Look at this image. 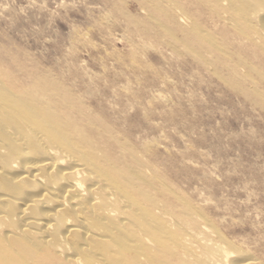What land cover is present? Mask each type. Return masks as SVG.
<instances>
[{"label":"bare ground","instance_id":"6f19581e","mask_svg":"<svg viewBox=\"0 0 264 264\" xmlns=\"http://www.w3.org/2000/svg\"><path fill=\"white\" fill-rule=\"evenodd\" d=\"M132 1L264 111V0ZM57 78L0 47V264H263Z\"/></svg>","mask_w":264,"mask_h":264},{"label":"rangeland","instance_id":"374dc122","mask_svg":"<svg viewBox=\"0 0 264 264\" xmlns=\"http://www.w3.org/2000/svg\"><path fill=\"white\" fill-rule=\"evenodd\" d=\"M168 39L132 0H0L10 59L99 103L138 157L264 264V111Z\"/></svg>","mask_w":264,"mask_h":264}]
</instances>
